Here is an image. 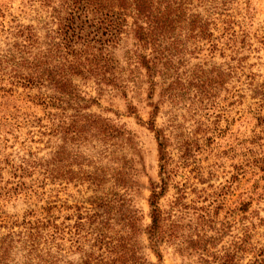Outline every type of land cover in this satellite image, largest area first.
Masks as SVG:
<instances>
[{
    "label": "rangeland",
    "instance_id": "rangeland-1",
    "mask_svg": "<svg viewBox=\"0 0 264 264\" xmlns=\"http://www.w3.org/2000/svg\"><path fill=\"white\" fill-rule=\"evenodd\" d=\"M215 11L214 35L227 25L229 31L246 35L244 43L237 44L241 48L236 54L244 56L240 61L243 68L235 70L229 80L220 75L223 63L230 62L228 55H232L225 36L217 40L221 53L217 49L211 55L206 43L199 42L201 48L179 68L182 90L171 101L160 96L158 88L147 97L144 84L123 97L108 84L97 89L90 78L73 77L78 92L94 99L84 112L108 119V144H98L78 131L74 135L72 130L81 129L83 123L74 121L72 127L70 110L44 109L35 101L34 91L15 85L7 74L0 73V235L41 218L49 205H74L81 215L94 208L90 203L93 188L85 176L98 165L108 173V199L113 190L123 192L112 185L115 174L131 175L129 195L145 225L148 189L159 178L156 140L145 123L151 105L157 102L152 118L163 129L169 159L168 184L159 204L167 210L170 201L180 195L186 204L182 223L194 230L191 240H199V248L204 245L180 258L172 246L161 243L162 262L254 264L264 257V105L260 100L264 91V0H224ZM31 15L26 0H0V29L13 20L27 23ZM4 37L0 31V49ZM127 104L133 113L128 112ZM47 111L59 112L61 142L48 131ZM59 143L61 153L54 165L52 151ZM105 145L108 154L100 151ZM129 167L131 171H127ZM66 209L58 219H63L58 239L63 257L75 263L80 254L89 251L103 250L110 256L109 248L107 253L102 246L99 250L91 245L92 236H86L84 229L69 227L74 212ZM106 236L111 238L109 230ZM136 247L141 245L136 243ZM145 254L154 263L153 255L147 250Z\"/></svg>",
    "mask_w": 264,
    "mask_h": 264
},
{
    "label": "trees",
    "instance_id": "trees-1",
    "mask_svg": "<svg viewBox=\"0 0 264 264\" xmlns=\"http://www.w3.org/2000/svg\"><path fill=\"white\" fill-rule=\"evenodd\" d=\"M26 1L33 13L29 22L13 20L6 27L1 25L5 41L0 49V73L7 74L15 85L34 91L35 101L44 109L70 110L72 127L74 121L83 123L79 125L81 129L72 133L81 132L98 144L103 145L102 141L108 144V119L84 112L94 99L78 92L73 77L90 78L97 89L108 84L123 97L127 92L140 90L144 84L147 97L158 88L159 95L171 101L180 96L182 75L178 71L186 65L187 57L201 48L199 42L206 43L211 55L217 49L220 52L217 40L221 36H225L232 55H228L230 62L223 63L225 68L220 75L229 80L235 70L243 68L244 56L236 54L246 35L229 31L228 25L219 35L213 34L217 28L213 15L224 0L219 3L217 0ZM260 100L264 105V91ZM151 106L150 119L145 124L156 140L159 178L148 189V222L142 225V216L129 195L131 175L115 174L112 185L123 192L113 190L108 199L107 170L93 166L85 177L93 188L90 203H94V208L84 210L81 215L78 207H66L75 213L68 214L74 218L69 227L84 229L86 236H92L91 245H97L99 250L102 246L107 253L109 248L110 256L103 250L89 251L80 254L79 262L75 263L63 257L58 243L63 219H58L66 208L58 203L44 208L41 218L27 220L20 229L0 235V264H108V259L111 264H164L159 250L161 243L172 246L180 258H187L193 253L191 250L204 248L198 247L199 240H191L190 233L194 230L182 223L186 204L180 201V195L170 201L167 210L159 204L168 184L169 159L163 129L156 127L152 118L158 109L157 102ZM127 110L133 113L130 104ZM45 114L50 116L48 131L61 142L59 112ZM125 133L130 143L129 133ZM59 145L52 151L54 165L59 161ZM107 147H102L101 153L108 154ZM131 170L129 167L127 171ZM52 209L55 213H51ZM107 230L111 233L109 240ZM136 243L141 248L137 249ZM146 250L153 255L154 263ZM254 264H264V257Z\"/></svg>",
    "mask_w": 264,
    "mask_h": 264
}]
</instances>
